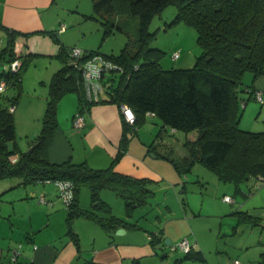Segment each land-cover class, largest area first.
<instances>
[{
	"label": "trees",
	"instance_id": "trees-1",
	"mask_svg": "<svg viewBox=\"0 0 264 264\" xmlns=\"http://www.w3.org/2000/svg\"><path fill=\"white\" fill-rule=\"evenodd\" d=\"M92 4L93 14L87 18L103 26V39L117 30L123 31L114 21L115 17L137 18L136 43L133 48L125 44L117 55L80 50V63L99 56L114 66V69L101 72L99 81L104 96L97 103L86 99L82 71L72 66L70 53L73 48L66 50L59 46L57 59L61 68L48 85L41 131L31 140V153L16 152L8 146L15 139L9 108L19 95L25 64L20 63L15 73L0 70V82H5V90L16 91L11 98L2 96L5 90L0 94L6 99L5 105H0V180L16 177L22 186L46 181L71 183L73 198L67 204L62 203L67 211L66 234L77 249L78 238L71 228L77 218L90 219L107 231L135 228L134 224L113 216L111 207L100 199L102 191H110L130 212L132 205H147L153 195L148 189L151 181L113 172L112 166L126 151L129 140L126 136L120 142L117 157L106 169H92L86 163L71 161L54 164L47 159L46 152L57 128V104L67 93H75L76 113L84 114L95 104L110 103L119 108L126 105L135 117L130 126L132 132H136L148 116L173 134L196 133L193 142L184 143L188 157L181 161L164 157L179 176L189 173L194 165H200L212 172L218 181L232 182L236 188L249 180L264 183V132L251 133L238 126L241 109L245 108L247 100L255 99L256 92H261L254 82L264 78V0H93ZM168 6L176 9L169 27L184 24L196 32L200 53L188 69L163 68L161 62L165 53L150 47L153 34L148 32L149 25ZM56 35L57 31L51 36L60 45ZM12 42L13 37L0 48V69L16 59ZM176 53L171 55L172 62L179 58L178 53L173 59ZM247 74L252 83L242 87ZM241 92L248 95L247 100L240 97ZM260 104H264V97ZM13 156L18 157L15 163L10 162ZM83 187L90 195V210L79 206V191ZM247 217L254 218L252 224L256 223V217ZM150 239L153 246L159 242L158 236L152 235ZM192 253L191 250L184 254L187 259H200L198 253Z\"/></svg>",
	"mask_w": 264,
	"mask_h": 264
},
{
	"label": "crops",
	"instance_id": "crops-1",
	"mask_svg": "<svg viewBox=\"0 0 264 264\" xmlns=\"http://www.w3.org/2000/svg\"><path fill=\"white\" fill-rule=\"evenodd\" d=\"M72 1L76 5H72ZM77 3L78 0H0V48H4L13 37V55L20 63L25 64L23 74L25 77L21 79L19 93L25 92L29 101V112H33L31 107H35V102L31 99L39 100L36 107L45 110L47 86L53 75L61 68L57 59L59 46L66 50L77 47L84 52L95 51V48L100 53L105 50L99 47L101 43L96 47L94 42L83 41L85 33L80 36L79 30L73 28L90 15L80 11ZM69 12L76 16L69 18L67 14ZM67 22L72 23L71 30L68 29ZM62 25L65 29L59 32ZM56 31L60 45L53 41L52 36ZM106 38L103 39L102 34V41ZM180 59L179 56L176 62ZM31 62L32 69L39 63L43 68L34 73L35 70L28 68ZM193 62L194 59L182 61L172 67L188 69ZM37 88H41L39 93ZM30 93L32 95H29ZM21 101L13 110L12 117ZM77 106L75 93H67L57 104V128L46 152L50 163L71 161L75 164L86 163L92 169H106L117 157L120 142L123 136H126L129 139L127 148L112 166L114 173L136 180H149L153 187L159 188L163 185L166 186V190L182 184L186 175L179 176L166 160L158 158L159 156L171 158L166 154L167 146L161 139L162 132L168 131L170 135L173 133L162 129L160 123L159 131L155 135L152 126L144 127L149 120L156 119L147 116L143 125L137 128L136 132H132L130 126L123 124L117 105L102 103L91 106L89 111L83 114L84 125L77 130L73 127ZM195 138L196 133L187 134L184 143L193 142ZM8 146L16 152H22L16 147L15 142L9 143ZM184 149L186 155L179 160L174 159L175 161L188 157L187 149L185 147ZM1 182L0 264H160L162 262L154 252L156 246L162 245L168 239L171 247L176 246L185 238L191 244H195L192 254L198 253L200 259H187L181 252L182 255L174 258V264H232L234 260H239L242 264H264V226H261L259 232L254 228L247 229L248 226H259V220L249 210L239 211L240 208H246L248 206L246 204L230 212L239 216L219 221V234L213 231L217 221L212 215L204 216L212 217L210 220L199 219L201 215L196 217L200 222H211L208 225H198L199 221L195 218L172 220L168 206L163 210L157 207L156 215L144 221L143 226L139 221L131 219L135 206H132L130 212L124 206L123 215H116L111 209L113 216L135 225V228L119 227L112 231H107L90 219L80 217L75 219L71 226L78 238L77 249L66 234L67 211L53 183L22 186L19 185L18 179L16 185L7 187L2 186ZM240 187L236 188V194L243 192ZM16 189L21 192L13 195V190ZM2 195L4 198L12 196L10 200L3 202ZM226 196L228 195H224ZM40 198L44 201L40 202ZM78 200L80 208L91 209V205L87 207L79 196ZM230 203H234V200ZM247 216L256 217V223L252 224L254 218L250 219ZM193 222L196 223L193 225ZM120 229L123 232L117 234ZM152 235L158 236L159 239L155 246L152 245V239H149ZM235 235L240 238H235ZM229 236L237 240L234 241L233 238H228ZM18 247L20 253L12 260L11 252ZM161 258L164 257L161 255Z\"/></svg>",
	"mask_w": 264,
	"mask_h": 264
},
{
	"label": "rangeland",
	"instance_id": "rangeland-1",
	"mask_svg": "<svg viewBox=\"0 0 264 264\" xmlns=\"http://www.w3.org/2000/svg\"><path fill=\"white\" fill-rule=\"evenodd\" d=\"M92 2L93 0H78V8L80 9V11L88 14H93ZM72 5H76V3L72 1ZM67 14H69V18L71 16V19L76 16L75 14L70 12ZM175 15V7L168 6L163 10L160 16L157 15L151 21L148 29V32L153 34V39L150 42V47L161 50L165 53V57L161 62V66L163 68L177 65L178 62H187L191 59H194L200 53V50L196 44V32L192 27H188L184 24H179L177 26L173 25L169 27V24L173 21ZM114 21L116 23H119V27L123 31H115L104 41H102L103 26L94 19L86 17L85 21H82L78 26H75L73 28L77 31L79 30L80 36H83L82 33H85L83 41L94 42L96 43V47L99 45V43H101L99 47L101 48V50L105 49L103 52H105L106 54L103 52L101 53L105 55H117L120 53L125 44L129 45L130 48H133L137 40L139 22L137 18L124 16L115 17ZM70 22H67V24H69ZM71 26L72 23L69 24V30H71ZM97 28H99V30H97ZM112 49L113 51L111 52ZM94 50H96V48ZM173 52L179 53L181 59L178 62L170 61ZM41 63L43 62L41 61ZM28 68L30 70H35L34 73H36L43 67L42 64L39 63L35 65L34 69H32L33 64L31 62ZM23 74L22 78L24 76ZM242 82V87L249 85L250 83H252L251 76L248 74L245 75ZM253 85L262 92V97H264V78L257 79ZM37 89V93H39V89L41 88ZM2 95L4 97L11 98L16 95V91L12 88H9ZM29 95L32 94L30 93ZM4 97H0V105H5L6 99ZM240 97L247 100L248 95L241 92ZM20 100L22 101L19 105V108L13 115L15 135L14 142L16 147H18L20 151L26 152L28 151V149H30L31 142H33L29 140H32L34 135H36V132L37 134H39L41 131L42 118L45 110H43L42 108L41 110H39V107H36L37 104H39V100L31 99L33 100V102H35V107H31V109H33V112H29L30 106L28 105L29 101L25 92L19 93L14 102V105L12 106L14 109H16ZM153 123L157 125H153ZM158 123L159 121L157 120H149L144 125V127L152 126V128H154L153 135H155L159 131ZM238 126L239 129L251 133L264 132V104L258 103L253 98L248 99L246 107L241 109ZM185 136L186 135L183 133H175L173 135H170L168 131L167 133L162 132L161 140L167 146V148L165 149L166 154L169 155L171 159L179 160L186 155V150L183 146ZM149 157L152 158L151 155ZM158 158L164 161L166 160L171 165V167H173L167 159L163 158L162 156H159ZM0 182L2 186L9 187V185H16L18 182V178L14 177L9 179H2L0 180ZM257 183L258 182L254 180L243 182L240 185V189H242L243 192L236 194V185H234V183L219 182L212 172L200 165H194L191 171L186 174V177L184 176V181L182 182V184H178L173 187L171 186V190H166V186L163 185L159 188H157L156 186L153 187V185H149L148 189L152 192V197L149 199L147 205L143 207L133 208L134 213L131 219L135 222L139 221V223L143 226L144 221L150 220V217L156 215L155 209L157 207L163 210L165 206H168L169 210L172 213L170 215V218L172 220H176L179 218H195L199 221L197 222L198 225H208L211 224V222H200L199 219L210 220L212 217L204 216L212 215L213 218H215L217 221L216 226L213 227V231L216 234H219V223L222 220H227L232 216H239L232 215L230 214V212L235 211L237 207L244 206V204H246L248 206L243 209L240 208L239 211L246 212V210H249L254 213V215H256L259 220V226H248L247 229L254 228L258 230L257 232H259L262 229L261 226H264V211H262L264 210V183ZM13 192V195H17L21 191L16 189L13 190ZM224 195H228L229 198L234 200V203H225L223 201ZM11 196L12 195H9L8 197L4 198V195H2V201L6 202L10 200ZM79 197L83 203H86L87 207L91 205L90 195L86 188L83 187L80 189ZM100 199L103 202L107 203L116 215H123L125 208L124 203L120 199H118L114 195V193L110 191H102L100 193ZM199 215H201L202 217H200L199 219L196 218L199 217ZM195 223L196 222H193V225ZM223 226H225V224ZM146 229L150 231L149 228ZM178 229L180 231V226ZM236 236L237 235H235V238H240ZM228 238H233L234 241L237 240L232 236H229ZM170 249L171 246L168 245L164 246L161 250L154 251L160 262H162L160 264H174V260L177 259L179 255H182L180 251H171ZM163 253H166V257L161 258V255Z\"/></svg>",
	"mask_w": 264,
	"mask_h": 264
},
{
	"label": "built area",
	"instance_id": "built-area-1",
	"mask_svg": "<svg viewBox=\"0 0 264 264\" xmlns=\"http://www.w3.org/2000/svg\"><path fill=\"white\" fill-rule=\"evenodd\" d=\"M65 29V26H60L59 32L63 31ZM81 56V51L77 48H73L70 53L72 66L75 68L80 69L82 72V81H83V88L85 92L86 99L89 102H99L101 98L104 96V88L101 85V82L99 81L101 72L105 70L114 69V66L110 64V62H107L103 60V58L99 56L92 57L91 59L87 60L84 63L79 62V57ZM178 57V53L173 55V59H176ZM20 66V62L15 59L13 62H11L8 65H4L0 70L1 72H12L15 73L18 71ZM5 90V82H0V94ZM255 100L262 103V96L261 92H256L255 94ZM14 108L11 106L9 108V111L12 113ZM120 112L121 116L123 118V121L128 125H133L135 121V117L133 112L128 108L126 105L120 106ZM84 125V116L83 114L77 112L73 118V127L77 130L82 128ZM18 157L13 156L10 158L11 163H15L17 161ZM49 181H46L45 183H48ZM53 184L58 189L59 198L64 204L69 203L73 198V192H72V185L69 182L66 181H55ZM225 202H232V199L228 196L223 198ZM43 198H40V202H43ZM150 239V236H149ZM195 244H191L186 238L181 240L176 246H172L171 250L175 251L178 250L182 252L183 254L189 253L191 250H194ZM20 253L19 247L17 249L12 250L11 252V259L15 260L16 256H18ZM232 264H241L238 260H234Z\"/></svg>",
	"mask_w": 264,
	"mask_h": 264
},
{
	"label": "water",
	"instance_id": "water-1",
	"mask_svg": "<svg viewBox=\"0 0 264 264\" xmlns=\"http://www.w3.org/2000/svg\"><path fill=\"white\" fill-rule=\"evenodd\" d=\"M31 151H32V148H30L29 150H28V153H31ZM123 232V230H118L117 231V234H119V232ZM170 244V240L168 239V240H166L162 245L160 244V245H158V246H156V250H161L162 248H163V246H168ZM162 257H166V253H163L162 254Z\"/></svg>",
	"mask_w": 264,
	"mask_h": 264
}]
</instances>
